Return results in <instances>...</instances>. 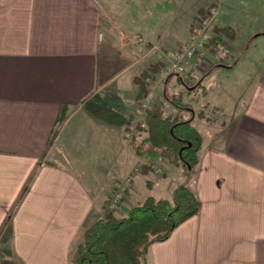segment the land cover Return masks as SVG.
I'll return each instance as SVG.
<instances>
[{"label": "crops", "instance_id": "crops-1", "mask_svg": "<svg viewBox=\"0 0 264 264\" xmlns=\"http://www.w3.org/2000/svg\"><path fill=\"white\" fill-rule=\"evenodd\" d=\"M245 1L0 0V264H72L87 228L126 184L124 161L141 160L137 142L147 134L135 145L127 134L158 75L143 95L135 80L160 72L211 5L218 28L234 33L232 55L198 84L216 66L231 74L228 92L202 90L205 113L223 118L216 138L225 139L201 147L190 182L199 213L154 244L147 261L264 264V12L263 0H252L253 14ZM188 97L173 101L194 122L200 109ZM156 106L164 107L154 95L148 109ZM205 113L198 116L210 121Z\"/></svg>", "mask_w": 264, "mask_h": 264}, {"label": "trees", "instance_id": "trees-1", "mask_svg": "<svg viewBox=\"0 0 264 264\" xmlns=\"http://www.w3.org/2000/svg\"><path fill=\"white\" fill-rule=\"evenodd\" d=\"M218 32L229 40L234 38V33L228 29L218 28ZM156 71L140 74L135 80H139L140 95L145 93L147 83ZM175 105L180 109L187 106ZM144 116L132 138L135 145L138 137L147 134L142 144L150 146L147 153L150 161L144 164L143 170L163 158L173 166L184 168L185 181L174 190L171 199L149 197L142 205L131 208L124 217L116 216L112 199L108 200L101 218L87 228L83 240L75 248L72 264H148L151 247L167 241L179 226L201 209V202L190 185L195 168L200 164L201 134L191 121L166 116L162 106L147 109ZM141 149L142 145H139L140 155Z\"/></svg>", "mask_w": 264, "mask_h": 264}, {"label": "rangeland", "instance_id": "rangeland-1", "mask_svg": "<svg viewBox=\"0 0 264 264\" xmlns=\"http://www.w3.org/2000/svg\"><path fill=\"white\" fill-rule=\"evenodd\" d=\"M210 2H211V0H195V3H199V5L203 6V7H205L206 5H209ZM245 2H246V4L249 3V8H248L249 11L248 12L250 14L251 13L253 14L256 11V8H255V5L252 3V0H246ZM165 4L166 3L161 2L160 8L164 7ZM214 6L215 5H211L205 11L209 10L211 7H214ZM191 9H192V6H188V12H189L188 19L193 17L195 12H196L195 11L196 9H194V10L192 9L193 12H190ZM257 9H258L257 11H259V13L264 12V0L262 1L261 6L258 7ZM205 11L203 9V12H205ZM241 12H243V11H241ZM199 17H201V16H197V19ZM197 19H195V21ZM255 19H256L255 16H253L251 18V20H255ZM211 67H209V68H211ZM216 67L214 68V70L211 71L209 76L206 77L204 83L202 84L203 86H201V87H199L198 83L200 82L201 78H203V76L206 75L207 70H209L208 67H207L208 69L205 68L202 72L199 71V72H196L194 74H190L187 78H183V79L176 78L174 80L175 84L171 88L169 86L166 89V91L164 90V85H165L164 82L166 80H161L159 77H157V80L155 82H152V88L150 89L151 92L146 96L144 102H142V103L147 104V108L141 107L142 103L139 104L138 107L136 106L135 113H134L135 118H133V120H131L132 122L130 123L131 129H129V131H131V132L129 133V131H128V134H127L128 140H130L131 136L133 138V136L135 134L134 133L135 126L137 125L138 121L144 117L145 112L147 111V109L151 105V101L154 99V95H155V97L158 98L159 104H160V102H162V104L164 105V111H165L166 116H171L173 118L177 117L180 121H187V120L191 119V117H192L191 112L188 111L185 114H182L181 112H183V111L181 109H178L179 107H176L175 102L173 104V100H174L173 97L175 95L177 96L180 94L181 95H187L191 98L190 99L188 97L189 102H187V104H189V106L194 109V112L197 113L200 109V112H202V114H204L205 113L204 109L207 110V106H203L204 108L202 107V103L205 100V99L203 100V97H204L203 92H202L203 89H207V91H208L211 86L216 88L215 92L212 93V94H214L213 96H215L216 93L222 94L223 93L222 88L224 91L228 92L227 82H228V78L231 76V74H229L228 71H226V70L219 71L220 69H217ZM158 74H159V71L157 72V75ZM226 77H227V80H226ZM192 80H194V81H192ZM181 82L185 85L183 86ZM158 87H160V89ZM152 89H154V90H152ZM168 99L171 100V102L168 101ZM210 103H211V101H210ZM183 104H184V102H183ZM200 112L197 113V117L194 120V122L191 123V125L194 126L200 132L201 137H202V147H203V146L210 144L213 140H216L217 139L216 138V132L218 130H221V128H224V126H223V118H221L218 114L216 116H214L213 114H215V113H213V114L205 113L207 115V117L211 118L209 121L205 117L203 118L200 115L198 116V114ZM137 117H139V118H137ZM76 120H74L68 126H66V129H65L66 131H64V132H67V130H69V128L72 127L73 123L76 122ZM82 132H83V128H81L80 133H82ZM132 133H133V135H131ZM79 136L82 137L81 134H79ZM144 137H145L144 135L141 137L139 142H137V145H143L142 141L144 140L143 139ZM82 139L83 138L77 139L76 144H75V145L78 144L77 148H79V146H80L79 142H81ZM224 139H225V135L223 134L220 137H218L217 140L223 141ZM60 147H61V142L58 143V145L56 146V149H60ZM75 148H74V150H75ZM96 148H97L96 146L92 145V150H94ZM86 149H87L86 152H88L90 149L89 144H86ZM74 150H73V152H74ZM146 151H148L147 147L144 146L141 149V152H142L140 155L141 156V160H140L141 162L140 161L138 162V160H135L134 162H128L126 160L124 161L125 168L122 170V176L120 178L122 179L123 182H126V180L128 182L129 178L134 177L133 178L134 185L132 184L134 187L131 185V183H129V185H127L128 187L124 190V192L122 194V198L120 199V202H118V204H115V205L112 204L114 207V210L116 212L117 217L126 216L131 208L138 206V205H142L145 202V200L149 197H154L157 199H159V198L171 199L173 196L174 190L179 185L183 184V182L185 181L186 176L184 173V168L181 165L173 166L163 158H159V159L155 160L152 164V167H148L149 165H147L146 170L145 169L143 170L144 164H146V163L148 164V159H149ZM82 154H83V156L84 155L85 156L86 155L87 156H89V155L93 156V154H86V153H82ZM200 155H201V153L199 152V158H200ZM198 167L199 166H197L195 168V174L193 176V180H192L191 184H194L193 181H195L194 178L196 177ZM92 170H94V169H92ZM127 182H126V184H127ZM126 184L124 183V186ZM129 188H130V191H128ZM132 189H133V191H132L133 195H130ZM115 192H114V194H115Z\"/></svg>", "mask_w": 264, "mask_h": 264}, {"label": "built area", "instance_id": "built-area-1", "mask_svg": "<svg viewBox=\"0 0 264 264\" xmlns=\"http://www.w3.org/2000/svg\"><path fill=\"white\" fill-rule=\"evenodd\" d=\"M219 17L220 9L215 5L194 22L188 41L169 54L168 63L158 74L161 80L170 76L187 78L190 74L202 72L207 67L224 63L231 58L230 40L218 32ZM141 107L147 108V104L142 103ZM129 183L130 180L125 186H117L112 199L113 205L120 202Z\"/></svg>", "mask_w": 264, "mask_h": 264}]
</instances>
